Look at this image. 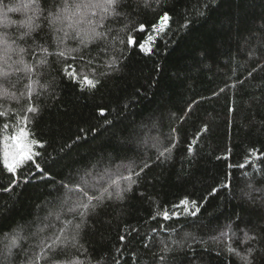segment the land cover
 <instances>
[{
  "label": "trees",
  "instance_id": "1",
  "mask_svg": "<svg viewBox=\"0 0 264 264\" xmlns=\"http://www.w3.org/2000/svg\"><path fill=\"white\" fill-rule=\"evenodd\" d=\"M127 2L132 4L133 0ZM206 2L209 5L206 15L197 17L194 9L204 11L201 5ZM40 3L48 9L49 3L45 0ZM30 4L31 0H0V84L6 88L9 81L16 85L8 88L14 96H5L0 88V112L8 113L0 117V139L4 135L2 125H9L7 135H11L16 116H23L29 104L27 97L21 95L28 90L25 86L29 78L25 65L16 62V54L10 53L11 59L7 60L10 75L7 78L2 75V37L7 34L16 38L22 31L18 25L32 15ZM9 8L19 11H8ZM122 11L124 17L103 21L105 29H111L108 54L100 52L103 44L92 43L79 53L85 62H75L78 72L95 71L101 81L96 90L82 92L63 77L61 69L65 63H73L70 57L48 56L39 47L34 54L24 55L27 66L36 65L31 80H39L33 85L31 100L39 112L28 114L30 131L34 139L47 142L39 162L46 167L44 160H48L51 166L46 171L52 174L54 183L33 179L11 192L0 191V250L7 243L4 234L12 235L23 226L17 239L20 249L28 252L34 264H116L117 260L120 264H158L161 255L169 262L175 258L179 264H242L226 251L229 242L243 252L256 244V241L242 242L245 232L264 237V159L249 155L250 149L264 153V67H258L264 65V0H160L159 6L156 0H148L147 9L137 6ZM163 12L172 17L170 31L162 37L167 46L158 39L149 55L127 43L128 35L137 43L144 39L147 32L135 29L140 23L150 26L157 22ZM186 19L190 20L189 27L180 28ZM79 20L80 17L72 16L58 25L68 33L67 49L79 48V39L72 37L78 30H88L87 23H78ZM36 23L45 29L39 35L34 33L41 47L49 52L59 51L46 21L41 18ZM40 36L46 39L41 40ZM120 40L125 41L126 59L119 71L101 76L108 71L104 64L111 58L112 45L120 48ZM17 43L29 47L31 41L29 45ZM45 59L47 65L37 64ZM88 60L93 63L88 64ZM253 69L256 71L248 77ZM233 83L235 88H226L213 97L214 92ZM45 84L47 90L43 88ZM194 101L199 103L188 113L187 108ZM231 102L234 111L229 113ZM101 108L105 109L103 117ZM204 124L209 131L199 136L190 155L188 144L196 139ZM77 136H81L80 141L69 150L66 145ZM173 141L175 147L166 154L168 158L157 161L158 151L169 148ZM61 148L63 153L59 151ZM2 151L0 144V161ZM225 156L227 160L223 159ZM245 156L252 164L240 170L236 166L244 162ZM50 157H55V162ZM130 162H134L136 171L144 163L151 166L122 202L99 207L83 222L78 214L67 211L60 220L50 215L61 207L60 198L65 191L59 186L61 181L75 184L77 176L88 171L101 177L100 187L114 188L112 181L125 187L128 181L122 177L128 175V170L124 166ZM242 171L250 175L242 176ZM9 175L0 166V188L8 185ZM229 181L230 189L210 194L213 187L219 188ZM250 191V196L245 195ZM186 197L189 207L191 201L197 202L200 211L196 217L182 215L173 221L162 217L151 219L157 211L167 209L171 213L172 205ZM65 221L81 224L75 243L64 242L73 233V227L69 226L52 249L41 252L40 241L51 243ZM229 223L232 230L228 237L212 239L221 231H228L225 225ZM41 228L43 232L39 231ZM153 228L157 230L153 232ZM121 235L125 236L124 241L119 239ZM165 245L173 251L163 252ZM258 246L264 248V238ZM20 249L15 250L11 264L25 260ZM257 264H264L259 255Z\"/></svg>",
  "mask_w": 264,
  "mask_h": 264
},
{
  "label": "snow or ice",
  "instance_id": "2",
  "mask_svg": "<svg viewBox=\"0 0 264 264\" xmlns=\"http://www.w3.org/2000/svg\"><path fill=\"white\" fill-rule=\"evenodd\" d=\"M46 3H49L48 9H44L41 7L40 0H31L30 7L32 9V15L25 21H21L18 27L22 29L16 38L9 37L5 34L2 37L4 44V56H3V70L2 75L7 78L10 73L7 71L8 64L7 60L11 59V54L17 55V63L25 65V72L28 75L29 83L25 86L28 90L26 93H21L22 96H26L29 104L25 109V114L23 116H16L17 123L12 125L14 129L11 135H7V131L9 129V125L7 123L2 125L3 129V138L0 139V144L3 145L2 151V161H0V166H2L7 174L8 185L6 187L0 188V191L11 192L14 187L19 186L20 184H27L31 180L35 179L37 181H50L54 183V178L49 171H46V167H50L48 164V160H44V164L46 167H42L39 162L43 157V150L46 149V141L34 139V134L30 131V117L28 114H38L39 107L32 103L33 96V85L39 83V80H31V75L36 72V65L27 66L24 60V55L28 52H32L34 54L35 48L39 47L41 51L45 52L48 56L56 55L59 58H71L73 63H65L63 68L61 69L62 75L68 81L76 84L79 89L83 91H93L97 89V86L100 84V79L96 78L95 71H92L90 74L86 72H78L75 67V62L77 60L81 62L84 61V56L79 54L82 48H87L89 44H103L104 47L100 48V52L104 54H108V46L111 44L109 40V34L111 29H105L103 21L109 17L113 19H120L124 17L125 13L122 9L127 7L136 8L137 6L147 9L148 8V0H133L132 4H128L127 0H45ZM157 6L160 4V0H156ZM208 3H204L201 5L204 11H201L200 8H195L197 17H203L206 15V10L208 8ZM8 11H19V8H9ZM72 16L80 17V22H86L88 25L87 31H76L75 35L72 37L73 39H79L80 47L76 49H67L65 47V41L68 38V33L58 25H63L65 20L70 19ZM43 18L47 23V29L53 34L52 38L56 44V47L59 48V51L49 52L46 47H41L39 41L36 38V35H39L43 32L44 26L40 23H36L37 20ZM98 18V19H97ZM172 17L168 12H163L162 15L159 16L157 22L150 23L146 25L144 23H140L138 28L135 31L139 33L147 32V35L144 39L140 40L139 43L132 37V35H128L127 43L129 45L137 46L142 52L145 54H152L153 47L158 39H160L167 46V41H164L162 37L167 35L170 31V21ZM190 20L186 19V22L180 26L182 29H187L189 27ZM179 31V29H176ZM41 40H45L44 36H40ZM19 41L21 44L29 45V41L31 44L29 47H22L17 43ZM125 41L120 40L119 44L120 48H116L112 45V53L109 61H106L104 67L108 69L107 72L101 73V76L110 75L112 72H116L120 70V64L123 60L126 59V53L123 50V45ZM73 53H77L79 55H73ZM48 61L40 60L37 62L38 65H47ZM88 64H92V60L87 61ZM258 67H264V65H258ZM16 71H20L19 68L15 69ZM256 71L253 69L248 73V77L252 76V72ZM240 83L243 84V80H240ZM15 83L8 82V87L6 88L4 85L0 84V88L4 89V95H15L14 93H10L8 88H15ZM235 83L226 84L224 87L219 89V92H214L213 97L218 96L220 93L224 92L226 88H235ZM44 90H47V84L43 86ZM37 96L40 95L39 92L36 93ZM212 97H209L211 99ZM199 103V101H194L192 105H189L187 108V112L190 113L195 104ZM234 102H231L228 108L229 113L234 111L233 107ZM105 109H100V116H104ZM8 116L7 112H0V117ZM106 124H111V121L105 120ZM209 131L207 124H204L199 133L196 135V139H193L188 144V153L191 155L195 151V146L199 139V136L207 133ZM83 132V129H81ZM175 132V129H173ZM86 138V135L85 137ZM81 139V136H77L72 143L66 145V147L70 150L72 145L78 143ZM176 141H173L172 145L169 148H164L163 150L158 151V155L156 157L157 161L163 162V160L167 159L168 156L166 154H170L172 149L175 147ZM153 147H156V144H153ZM61 153L64 152V149L61 148L59 150ZM231 153L229 152V155ZM254 154L257 159H264V153H261L258 149H250L249 155ZM220 157H218L219 159ZM50 159L55 162V157H50ZM223 159L227 160L228 156L223 157ZM252 161L248 158V156L244 157V162L238 164L236 167L238 169L243 170L246 167L251 166ZM151 165L148 163H144L142 167L139 168V171L135 170L134 162H130L128 165L124 167L128 170V175L122 177L123 180L128 181L125 187H121L118 182L112 181V184L115 185L113 188L111 185L109 187H100L99 179L101 177L94 176L91 172L85 171L82 175L77 176V182L75 184L69 185L65 184L63 181L60 182V187L64 188V192L62 197L60 198V210L55 213H50V215H54L57 220L61 219V215L67 211L69 213L78 214L81 222H83L89 214H95L99 207L104 206L107 203H117L122 202L125 199L127 193L132 191L133 185L138 183V178L143 174L145 169L149 168ZM232 167V165H229ZM27 168L28 171H24ZM242 176H248L250 173L241 172ZM232 187L231 181L227 183H222L219 188L213 187L211 189V195H216L221 189H230ZM249 189H252V186H248ZM90 191H95V195H89ZM259 191V190H255ZM245 195H251V191L245 193ZM196 201H191L192 207H189V201L187 197L179 202V204L172 205V211L169 213L167 209L163 212L157 211L154 215L151 216L152 220H156L157 217H162L165 221H173L179 220L183 215L184 217H196L200 211V208L196 206ZM178 209H183V212ZM76 216L74 215L73 219L75 220ZM69 226L73 227V233L71 236L66 237L64 242H72L75 243L76 237L78 235V230L81 227L80 223H75L73 225V221H65L64 227L59 229V235L55 237V239L51 243H46L44 240L40 241V250L43 252L45 249H52L53 244L59 242L61 237L65 236V233ZM47 227V225H45ZM161 228L164 225H160ZM225 228L228 231H221L219 236L213 237L212 239L216 240L220 237H228L229 232L232 230L231 223L225 225ZM157 229L153 228L152 231L155 232ZM175 227L172 228V231H175ZM23 231V226H20L19 229L15 231L14 234L10 235L8 233L4 234V241L7 243H3V249L0 250V264H11L13 259H15V250L20 249V244L18 242L17 236ZM40 232H43L44 229H39ZM35 235V233L33 234ZM131 235V233H129ZM235 235V233H233ZM264 237H257L256 235H248L245 232L243 243H249L251 241H256V244H252L247 247L243 252L239 251L237 248L232 247L229 242L226 251L236 256L242 264H257L258 255L264 259V248L259 247L260 239ZM27 239V237H24ZM121 241L125 240V236L121 235L119 238ZM231 240V237H229ZM174 243H178L175 242ZM147 247V245H145ZM190 247V246H189ZM23 252L25 260L21 261V264H34V261L30 258L27 251L20 249ZM119 251V249H117ZM165 253H171L173 249L169 248L167 245L162 249ZM195 250H193L194 252ZM156 254H154L155 256ZM68 264V262H65ZM116 264H120L117 260ZM158 264H179L175 258L169 262L166 256L158 257Z\"/></svg>",
  "mask_w": 264,
  "mask_h": 264
}]
</instances>
